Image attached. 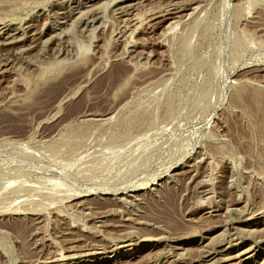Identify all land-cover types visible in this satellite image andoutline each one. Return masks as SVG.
Segmentation results:
<instances>
[{
    "label": "rangeland",
    "instance_id": "1",
    "mask_svg": "<svg viewBox=\"0 0 264 264\" xmlns=\"http://www.w3.org/2000/svg\"><path fill=\"white\" fill-rule=\"evenodd\" d=\"M0 264H264V0H0Z\"/></svg>",
    "mask_w": 264,
    "mask_h": 264
},
{
    "label": "bare ground",
    "instance_id": "2",
    "mask_svg": "<svg viewBox=\"0 0 264 264\" xmlns=\"http://www.w3.org/2000/svg\"><path fill=\"white\" fill-rule=\"evenodd\" d=\"M116 1V0H115ZM130 5V4H129ZM129 5H127V6H129ZM133 5H130L129 7H128V10L132 7ZM96 9V8H95ZM126 9V8H125ZM174 11H175V9H174ZM124 12V11H123ZM160 13V15L158 14V17H160L161 19L160 20H158L157 22H154V24H153V26H155V28L157 27V25H160V24H164V23H166V22H170V20H172L174 17H175V15L174 14H176V13H174L173 11H171L170 9H167V10H165V11H163V13L162 12H159ZM162 13V14H161ZM155 17V16H154ZM151 19V18H150ZM91 21V20H90ZM178 23V22H177ZM152 25V24H151ZM9 36V35H8ZM14 37V36H13ZM9 38V37H8ZM9 40H11L9 43H14V42H16V40H15V38H11V39H9ZM105 192V191H104ZM95 193V192H94ZM101 194H109L108 193V191H107V193L105 192V193H102V192H100ZM100 193H98V194H100ZM114 194V193H113ZM85 196H87V195H85ZM100 196V195H99ZM88 199V198H87ZM88 203V202H87ZM86 204V203H85ZM89 207V206H88ZM85 247V246H84ZM85 252V251H84ZM35 253V252H34ZM43 258V257H42ZM51 258V257H50ZM41 259V258H40ZM44 260V259H43Z\"/></svg>",
    "mask_w": 264,
    "mask_h": 264
}]
</instances>
